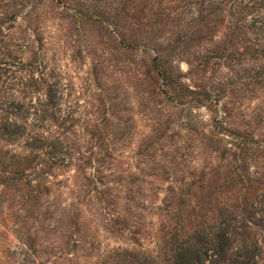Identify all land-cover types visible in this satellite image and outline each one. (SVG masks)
Segmentation results:
<instances>
[{"label": "rangeland", "instance_id": "374dc122", "mask_svg": "<svg viewBox=\"0 0 264 264\" xmlns=\"http://www.w3.org/2000/svg\"><path fill=\"white\" fill-rule=\"evenodd\" d=\"M224 11L0 0V264H169L220 205L264 220V145L230 138L264 141V79L236 77L264 57ZM231 37L237 73L211 51Z\"/></svg>", "mask_w": 264, "mask_h": 264}, {"label": "trees", "instance_id": "16d2710c", "mask_svg": "<svg viewBox=\"0 0 264 264\" xmlns=\"http://www.w3.org/2000/svg\"><path fill=\"white\" fill-rule=\"evenodd\" d=\"M184 1L194 12L191 17L195 24L205 22L217 15L222 17L226 9L227 16L229 15L231 20V33L236 30L243 32L248 30L255 33L253 40L255 45L251 48V53L247 56L248 59H254L258 57V54L261 58L264 57V0ZM232 37L234 38V36ZM231 44H233V40L230 46ZM211 51L214 52V57L223 60L224 65L233 66L236 73L237 67L241 66V62L246 56L242 52H234L232 46L230 50H225L221 45V50ZM258 66L259 68L251 71H245L243 67L240 75L236 77L247 78L250 82L259 83L264 79V61H260ZM239 82L241 84L243 81L239 79ZM4 127L5 125H3ZM229 134L227 133V135ZM230 138L232 143L240 149L251 143L264 145V141L257 142L256 139H253L249 131H245L244 134L237 133L236 136L231 135ZM244 209L246 210L242 211ZM240 210V213H237L233 206L220 205L216 210L217 219L209 225L192 229L184 238L175 237V234L170 236L169 264H256L261 245L258 242V237L251 234L247 227L249 223L264 224V220L262 221V216L256 219L253 217L257 210L251 204L248 207L240 208Z\"/></svg>", "mask_w": 264, "mask_h": 264}]
</instances>
